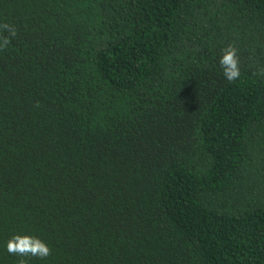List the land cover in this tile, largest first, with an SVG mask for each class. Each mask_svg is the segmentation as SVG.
<instances>
[{
	"label": "trees",
	"instance_id": "obj_1",
	"mask_svg": "<svg viewBox=\"0 0 264 264\" xmlns=\"http://www.w3.org/2000/svg\"><path fill=\"white\" fill-rule=\"evenodd\" d=\"M4 23L0 264L16 234L52 248L30 264H264V0H0Z\"/></svg>",
	"mask_w": 264,
	"mask_h": 264
},
{
	"label": "clouds",
	"instance_id": "obj_2",
	"mask_svg": "<svg viewBox=\"0 0 264 264\" xmlns=\"http://www.w3.org/2000/svg\"><path fill=\"white\" fill-rule=\"evenodd\" d=\"M3 32H7V35H3ZM16 36L15 26L8 23L0 24V51L5 50ZM238 51L234 44H229L222 50L223 55L219 59L223 75L230 83L241 75ZM6 250L10 255L20 258L18 264H30L32 258L46 259L52 255V248L45 241L32 235H13L7 241Z\"/></svg>",
	"mask_w": 264,
	"mask_h": 264
}]
</instances>
